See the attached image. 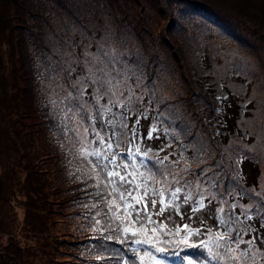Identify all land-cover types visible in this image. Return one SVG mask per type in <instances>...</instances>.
Masks as SVG:
<instances>
[{
    "label": "rangeland",
    "instance_id": "obj_1",
    "mask_svg": "<svg viewBox=\"0 0 264 264\" xmlns=\"http://www.w3.org/2000/svg\"><path fill=\"white\" fill-rule=\"evenodd\" d=\"M36 1L48 15L55 12V26L64 28L51 30L47 17L38 25L25 18L27 29L34 27L32 36L43 28L42 46L33 48L37 63L46 43L55 53L42 67L47 78L39 84L27 77L28 70L38 69L32 49L29 60L24 56V63L16 62V44L26 40L18 34L17 7L29 0H0V264H84L86 252L79 243L85 240L77 224L92 225L95 238L97 230L103 235L104 226L114 227L123 252L119 248L110 264H140L133 249L140 255L151 251L134 244L139 237L125 235L124 227L144 226L151 234L161 225L172 232L180 228L181 235L185 225L193 230L189 244L204 250L193 264H264V217L255 219L256 213L264 214V197L260 204L242 196L244 190L264 195V0H189L204 9L198 12L203 17L168 10L171 0ZM75 17L92 23L91 36ZM100 18L107 21L102 24ZM174 24L179 39L165 32ZM118 34L125 49L111 45ZM75 35L86 42L78 57L68 48L75 47ZM131 36L139 49L129 46ZM143 54L149 61L156 55L161 60L163 76L149 86L138 76ZM128 55L130 62L123 63L120 57ZM148 66H154L152 60ZM122 105L129 117H123ZM137 108L144 110V119L127 124ZM152 109L160 112L157 127L146 115ZM213 121L223 125L221 144L213 145L215 134L206 126ZM97 151L99 157L91 154ZM108 171L119 172L125 181L114 177L109 183ZM77 179L101 193L103 208L94 217L86 219L81 211L89 204L90 211L97 209L96 201L82 207L71 202ZM225 188L226 196L221 194ZM160 190L167 203L163 212ZM137 196L141 203L132 199ZM125 202L133 205L129 218Z\"/></svg>",
    "mask_w": 264,
    "mask_h": 264
},
{
    "label": "trees",
    "instance_id": "obj_2",
    "mask_svg": "<svg viewBox=\"0 0 264 264\" xmlns=\"http://www.w3.org/2000/svg\"><path fill=\"white\" fill-rule=\"evenodd\" d=\"M24 1H25L24 3H27L28 0H24ZM172 1H174V3L171 4V6L174 9L173 8L169 9V6H168V10L173 11L175 9H178L179 11H185L188 14V17H189V15H196V14L201 16V17H203V14L198 13V12H199V9H202V10H204V9L202 7H196V5H194L189 0H171V2ZM17 8H18V10H17V13H16V22H17V30L19 31L18 34L19 33H23L22 38H23V36L26 38V40L25 39L24 40L23 39H19L20 41L21 40H23V41L20 44H16V48H17V54H16L17 61L16 62H18V65H19V62L20 63H24L21 60L22 57H24V56L27 57L26 61L31 58V54H30L31 53V49L33 50V48L35 46H42V44H41V36L43 34H41L40 32H43V28L40 29L41 31L39 30L40 32H39L37 38L32 36V33L30 31H32V29H34V27H32L31 29H27L28 26L26 24V19H28V21L29 20H36V22H37L36 25H38L39 22L40 23L41 22H45L46 21L45 17H47L48 18V22H49L47 25H48V28H51V30L58 29L59 32H62L64 30V28H63V26L61 24H56V26H55L56 19L54 18V16L56 15V13L54 12L53 14L48 15L47 9L45 7L42 8V6L38 5L36 0H29V5L28 6L19 5V7H17ZM88 13H90V11H87L85 14H88ZM124 13H125L124 18H128V10L125 11ZM25 15H27V17H25ZM118 16L120 17L121 13ZM85 17H87V16H85ZM115 17H116V15L114 16V18ZM75 21L78 24V26L80 27V29L85 32V34H88L89 36H91L89 33H91L92 23H90V21L87 18H84V17H78L77 18V17H75ZM106 21H107L106 19L100 18V22L102 24L105 23ZM48 28H47V30L44 29L46 34H47V36L49 34V29ZM170 28H171L170 31L172 33L170 31L166 30V29H165V32L169 36H174V37H177L179 39V36H175V33L173 32V30H175V32H178L177 31V25L176 24L171 25ZM198 28L203 30V27H198ZM116 30L119 31L120 27L116 26ZM11 32H13V31H11ZM149 32L151 33V31H149ZM99 35H100V33H99ZM116 36H117V39L115 40V38H114V42L112 44L108 42L107 38L105 39L106 43L111 44L112 46H116V45L117 46H121V44L123 45L125 40H122V36L119 35V34L116 35ZM19 37H21V36H18V38ZM100 37L102 38V40L105 38L103 35H100ZM152 37H153V35H152ZM71 38H73L75 47H71L72 44H73V43H71L70 45H68V48L73 52L75 57H78V55L81 52V49H83L81 47V45H84L86 42H84V40L78 39V35H75L74 37H71ZM28 39H29V43H28ZM48 39H49V37H48ZM16 40H17V37H16ZM129 40L130 41L133 40V41H131L133 44H129V46H133L132 49H134V48L135 49H139V47L137 48V46H139V44H140L139 41L134 39L132 36H131V39H129ZM45 46L48 49H46L44 47L43 48L44 49L43 52L41 51V53L39 54V55H41L42 61L37 63V60H38L37 58L39 57L38 54L35 55V53H36L35 51H36L37 47L35 48V51L33 50V53H32V54H34V62L32 63V65L34 63L38 64V67H37L38 69L37 70H34V69L33 70H28L30 72V74L28 73L27 77H29L30 81H33V80H36V82L38 81V84H39V79H41L43 77L47 78L46 77V73L44 72L42 67H48L53 62L52 60L49 59V57L55 56V53L49 49L50 43H46ZM122 47L123 46H121V48ZM53 49H54V47H53ZM122 54H124V53L122 52ZM141 54H142V52H141ZM141 54H140V56H141ZM130 56L128 55L126 58H123V59L120 57V59H121V61L123 63L130 62L129 61L130 60ZM151 60L153 61V65L154 66L153 67H149V66L146 67L148 64H150ZM150 61L148 59V54H143L142 55V62L139 65V68L143 67V69H141L138 72V76L142 75V78H143L144 82L146 81L145 83L148 84V86L154 84L155 81L161 79V76H163L162 72L158 71V68L161 65L160 57L158 55L151 56ZM149 71H151V72H149ZM26 75H27V73H26ZM158 75H159V78H158ZM27 77H24V79H28ZM36 77H38V78H36ZM200 86H202V85L199 84V87ZM210 88L211 87L207 84L206 85V89H210ZM208 95H209V93H208ZM212 97H213V95L209 96V98H212ZM205 105H207V104H205ZM123 107H124V110L127 111L124 114L123 117H129V115H130L129 113L130 112L128 111L126 106H123ZM117 108L118 107L116 105V106H113L111 108V110H116ZM203 111L205 112L203 114L206 115V120L209 121V114H208L209 110L206 111L205 107H204V110H202L201 112H203ZM211 112L215 113V112H213V110ZM142 113H144V110L143 109L138 110V108H137V112L133 113L132 120L128 121V118H127V124H129V123L134 124L135 121L144 119V115ZM159 113H160L159 111H156V113H155V111L153 109L151 111H149V113L148 112L146 113V115L148 117H150L151 119H154V122H152V125L154 127H157L156 126V123H157L156 122V119H157L156 116H159L160 115ZM142 115H143V117H140ZM221 118H222L223 121H225L223 117H221ZM206 126H208L211 129L212 134H215L213 136V138L216 139V142L214 140L213 141V145H217V143H220V140L218 139V135H219L220 129L223 128V125L220 122L213 121L212 124L209 123V124H206ZM125 128L134 130L135 126H128L127 125ZM117 130H124V126L118 125ZM215 136H216V138H215ZM140 162L141 161L139 160V163ZM141 168L144 169L143 166H141ZM75 175L78 176L77 174H75ZM76 183L77 184L74 185L76 187V189H78V190H76V192H77L76 195H75L76 197H74L73 200L72 201L70 200V201L76 207H78V206L82 207V204H84V205L87 204L88 205V203H91L92 201H96V203L98 204L97 209L91 208L92 210L90 211V206L92 207V204H89L88 206L86 205L87 207L83 209L84 211H81L86 216V219H87L88 216L94 217L95 213L100 212V210H102V208H103V207L100 206L101 203H103V202H100L101 201L100 200V194L101 193H99L98 190H96V188H95V192H94V189L89 190L90 186H88V185L91 184V183H89L87 181H83L82 179L81 180L77 179ZM239 192L240 191H237V195L239 194ZM87 193H88V195H87ZM240 193H242V192H240ZM89 194H91V195H89ZM221 194H223L224 196L227 195L226 188L224 190H221ZM228 195H231V193L228 192ZM242 196H243L244 200H246V201L255 200V201H258L260 204L262 203L260 201L264 197V195H261L259 193H254V192L245 191V190L243 191ZM259 198H260V201H259ZM227 214H232V213L228 210ZM263 217H264L263 213H260V214L256 213L255 214V219H259L260 221H263ZM226 220L232 225V223H233L232 218H230V220L229 219H226ZM74 227H75V230L78 232V234L83 235L82 239L84 238V240L86 241V242L83 241V242L79 243V246L81 248H83L81 252H86L84 254L85 255L84 256L85 259L81 260V261H84L83 262L84 264H110V262H112L110 260L113 259L112 257L113 256L115 257V256L119 255L118 249L120 248L119 250H121L120 245H122V244L118 243L115 240V236L113 234L114 231H112V230H114V227L112 228V227L104 226L103 235L101 234L100 230H97L98 234H97L96 238L93 237V236H95V233L92 232V230H93L92 229L93 228L92 225L85 224V225L81 226L80 224H77V225H74ZM230 228L231 227H229V229ZM110 231H112L111 234H110V236L112 237L111 240L107 239V237H109L107 234ZM243 232H244L245 236H247V229H244ZM91 235H92L93 239L90 238ZM249 235H250V230H249L248 236ZM116 239H118V238H116ZM54 241L56 242V240L53 239V243H54ZM262 242L264 243V239L261 240V243ZM99 243H100V246L103 245L102 243H106V244H108V247L101 246L100 248L99 247L95 248V245H99ZM123 244L126 245V243H123ZM164 247L168 249L169 253L173 250L172 246H164ZM81 248H80V250H81ZM76 249H78V247H76ZM184 249H185V251H182L180 253V255L184 256L185 252H187L189 254V258H192L193 262H195V263H198L196 258L200 257L204 253V250H201L200 252H197L198 248H188V247L185 248L184 247ZM138 251H141V250L138 249ZM121 252H123V251L121 250ZM79 257L81 258V255ZM75 260L77 262H80L79 258H77ZM168 264H187V260H179L177 257H172L168 261Z\"/></svg>",
    "mask_w": 264,
    "mask_h": 264
},
{
    "label": "snow or ice",
    "instance_id": "obj_3",
    "mask_svg": "<svg viewBox=\"0 0 264 264\" xmlns=\"http://www.w3.org/2000/svg\"><path fill=\"white\" fill-rule=\"evenodd\" d=\"M101 142L103 143V138L101 137ZM112 148V144L108 143L107 144V149H111ZM92 155H95L97 157H99L100 153L94 152L91 153ZM113 161L116 159L115 155H113L112 157ZM126 167V166H125ZM107 177L109 178V183H112L113 180L112 178L114 177H118L120 181H125V177L121 176L119 172L116 171H108L106 173ZM139 187V186H137ZM116 189L113 188V192H115ZM180 191V189H176L173 193L172 196L175 197L176 193H178ZM129 195H131L129 193ZM145 195H147V193L145 192ZM160 195V201L159 203L161 204V209L160 211L163 212L164 211V207L167 206V203L164 199V192L163 190H160L159 192ZM119 199L121 201H125V195L124 193H120L119 194ZM132 199H134L136 201V203H141L142 202V197H132ZM187 199V197L185 198ZM116 201H110L109 205L110 208L113 204H115ZM155 201H153V205H155ZM133 205L129 204L127 202H125L124 204V212H125V218H129L131 216V213L128 211L129 208H132ZM117 210H119V208H117ZM145 212H147V209L145 208ZM137 215H139V213H137ZM117 219H121L120 216L116 217ZM148 221L149 223H151V217H148ZM99 223V222H97ZM123 233L125 235H127L128 233H131V236L133 237H139L134 239L132 242L136 245H147L148 249H151V251L146 250L144 251L143 255L139 254L138 249H133V252H135L138 256H139V260H140V264H168V261L172 258V257H177L179 260H187V264H193V259L189 258V254L187 252H185L184 256H181L180 253L182 251H185L184 248H182L181 246H186L188 248H196L199 247L198 245L195 244H189V237L193 236L195 233L193 232V230L189 229L187 225L184 226V234L181 235V229L180 228H176L174 232H172L171 230H165V226L161 225L159 228H153L151 230V234H149V231L146 227L141 226L139 229L132 231V229L128 226L124 227L122 229ZM174 236V237H179L178 239H174V240H161V236ZM219 239H223V236H218ZM107 239L111 240L112 237L109 236L107 237ZM117 242H121L119 239L117 240ZM163 245H171L173 250L169 253L168 249L165 248ZM219 246V245H218ZM206 247V245H205ZM210 251V250H209ZM158 254V255H157ZM214 258V257H213Z\"/></svg>",
    "mask_w": 264,
    "mask_h": 264
}]
</instances>
